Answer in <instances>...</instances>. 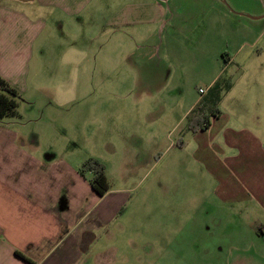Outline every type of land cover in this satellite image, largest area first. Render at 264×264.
Returning <instances> with one entry per match:
<instances>
[{"label":"rangeland","instance_id":"1","mask_svg":"<svg viewBox=\"0 0 264 264\" xmlns=\"http://www.w3.org/2000/svg\"><path fill=\"white\" fill-rule=\"evenodd\" d=\"M65 1L52 2L63 6ZM235 1L240 10L226 1L223 4L228 11L243 14L240 27L230 19L228 25L223 20L224 30L219 34L204 30L202 23L193 33L168 35L151 27H118L113 33L105 27L96 33L99 19L93 18V10L104 12L119 2L100 0L84 10L80 17L82 26H64L65 32L55 35L45 51L48 56H56L51 52L59 53L63 46L75 42L82 47L80 56L85 49V58L91 59L94 36L99 43L110 41L115 45L114 49L111 45V53L117 60L115 81H109L113 74H105L99 83L83 76V82L78 84L65 83L69 91L79 88V92L71 95L59 90L63 95L59 98L57 89H53L59 85V77L49 83L45 72L40 71L43 90L34 92L32 81L26 77L24 92L19 91L16 117L7 120L11 121V130H16L25 142L31 141L25 148L40 155L68 154L76 166L89 157L104 165L108 188L117 193L115 199L120 206L111 221L95 233L102 238L101 250L105 244L114 245L115 264H233L232 255L236 253L246 260L245 264H264V258L254 257L251 240L234 238H246L248 234L246 227L239 224L243 222L241 210L226 214V209L216 208L213 202L211 209L206 207L205 202L212 198V183L189 160L188 149L182 150L178 168L176 163L167 162L171 149L161 153L167 144L179 147L178 143L188 141L189 117L177 123V115L199 96L197 88H204L210 79L218 82L217 108H231L232 97L241 92L264 90V0ZM246 9L252 13L242 11ZM257 16L261 17L254 18ZM241 42H246V46L235 53ZM123 63H131V67L126 68ZM127 73L130 78L124 75ZM109 91L115 93V100H109ZM98 92L100 104L106 107L159 109L166 104L174 105L176 110L164 124L163 137L160 129H125L131 125L124 120L111 124V117L106 114L95 120L87 116L97 114L91 106H97ZM83 107V121L77 122L76 111ZM161 161L162 175L157 173ZM188 164L196 169L184 171L183 166ZM235 246L242 249L235 250Z\"/></svg>","mask_w":264,"mask_h":264},{"label":"crops","instance_id":"2","mask_svg":"<svg viewBox=\"0 0 264 264\" xmlns=\"http://www.w3.org/2000/svg\"><path fill=\"white\" fill-rule=\"evenodd\" d=\"M52 1L0 0V79L18 96L19 91L24 92L26 77L32 81L34 92L43 90L39 84L40 71L45 72V80L49 83L59 77V85L53 88L58 94L61 90L71 95L79 92V88L69 91L65 83L78 84L83 82V76L99 83L105 74L117 73V60L111 53L115 45L110 41L99 43L96 36L91 46V59L85 58V49L80 56L82 47L75 42L63 46L59 53L52 51L56 56H48L45 47L56 39L55 35L65 32L64 26L67 29L82 26L80 17L84 10L100 2L66 0L61 6ZM117 1L104 12L93 10V18L98 16L99 19L96 33L105 27L111 28L112 33L118 27H151V30L155 28L168 35H187L204 23V30L219 34L230 19L239 27L243 25V14L230 12L223 4L226 1L240 10L235 0H111V3ZM242 11L252 13L248 9ZM140 32L144 34L145 30ZM248 44L253 45V42ZM244 46L246 42H241L235 53ZM230 60L228 57L227 61ZM123 65L131 67V63ZM124 75L130 78L129 73ZM115 78L114 75L109 81L113 83ZM215 80L207 82L204 93L197 91L199 96L179 112L177 123L188 118L195 107L206 104L207 89ZM0 93L5 92L0 89ZM108 97L111 101L116 95L109 91ZM100 99L98 92L97 106H91L97 114H87L92 120L106 114L111 117V124L124 120L131 125L125 129H160L161 137L166 120L171 119V113L176 110L174 105L166 104L159 109L106 107L100 104ZM231 104V108L219 107V113L209 118L205 129L189 130L188 141L178 143L179 147L167 144L161 153L171 149L167 162L176 163L178 168L182 150L188 149L189 160L199 166L212 183V198L205 202L206 207L211 209L213 202L216 208L226 209V214L233 209L241 210L243 222L239 224L246 227L248 234L246 238L239 235L234 238L243 242L251 240L254 257L261 259L264 258V90L241 92L236 98L232 97ZM84 111L85 107L76 111L77 122L83 121ZM16 114L15 107L12 116ZM12 116L0 118V264L117 263L114 245L105 244L101 250L102 238L95 233L116 215L120 206L115 199L117 193L108 188L103 195L95 194L88 184L89 176L78 173V166L68 154L48 152L40 155L25 148L31 141L25 142L16 130L10 129L11 121L7 119ZM159 163L157 173L162 175L164 161ZM191 165L183 166L184 171L196 169ZM241 249L235 246V250ZM232 256L233 264L246 263L237 253Z\"/></svg>","mask_w":264,"mask_h":264},{"label":"trees","instance_id":"3","mask_svg":"<svg viewBox=\"0 0 264 264\" xmlns=\"http://www.w3.org/2000/svg\"><path fill=\"white\" fill-rule=\"evenodd\" d=\"M0 89L5 93H0V118L3 116H12L17 105L18 94L0 79ZM218 82L215 80L207 89L206 104L203 107L197 106L188 119V128L191 131L205 129L209 118L219 113L217 104ZM79 174L89 173L88 184L92 191L97 195H103L108 189V183L104 174V165L96 158L89 157L85 159L77 168Z\"/></svg>","mask_w":264,"mask_h":264},{"label":"built area","instance_id":"4","mask_svg":"<svg viewBox=\"0 0 264 264\" xmlns=\"http://www.w3.org/2000/svg\"><path fill=\"white\" fill-rule=\"evenodd\" d=\"M197 91H198L199 94L204 93V89L203 88H198Z\"/></svg>","mask_w":264,"mask_h":264}]
</instances>
